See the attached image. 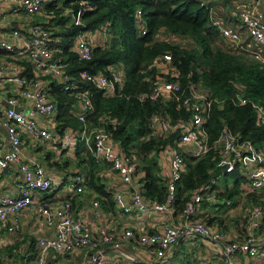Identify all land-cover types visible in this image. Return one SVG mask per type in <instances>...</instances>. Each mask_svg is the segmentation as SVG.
I'll use <instances>...</instances> for the list:
<instances>
[{"label": "built area", "instance_id": "1", "mask_svg": "<svg viewBox=\"0 0 264 264\" xmlns=\"http://www.w3.org/2000/svg\"><path fill=\"white\" fill-rule=\"evenodd\" d=\"M45 0H18V4L13 8L14 13L23 10L29 15L38 14L43 9ZM208 7L207 2L200 0ZM264 0H247L237 16L240 22L237 26L225 24L221 18L213 17L224 39L235 45L244 54L251 55L254 59L264 62ZM20 9V10H19ZM213 8L211 7V12ZM141 11L138 10V14ZM75 20V19H74ZM77 21V20H75ZM239 27V28H238ZM243 29L244 32L242 31ZM52 29L48 26L37 24L31 29L26 51L30 57L36 61L40 73L50 74L53 78L61 76L62 80L68 79L65 75L67 62L58 56L51 45ZM146 28L142 29V34H146ZM245 33L249 38L245 37ZM18 35L17 31H14ZM172 39H176L174 35ZM73 48L79 60H90L92 57V46L87 34H81ZM11 48L8 42L1 41L0 49ZM41 58V60H38ZM155 63L159 74L153 82L152 90L141 97H150L152 100L163 98L167 101H176L180 107L187 108L191 112L188 121L177 120L171 122L169 117L156 114L152 119V130L154 134H178L175 139V149L171 155V162L176 172L170 181H167V192L163 200L153 201L140 190L132 194V206L126 208V212H148V211H172L176 205L178 185L177 180L181 174L187 170L184 155L193 157H203L212 149L218 150L221 160L220 165L225 167L226 173L237 171L243 178L247 189L251 192H259L264 189V146L258 145L251 140H242L227 125L222 126L219 138L210 143L209 134L204 128V124L210 118L211 110L215 105L223 106L230 102L234 106H245L252 103L256 109L259 124H264V108L243 94L238 92L229 98H220L202 91L197 85L188 84L183 86L180 81V70L174 64L170 53H163ZM93 84L104 90L105 94L112 95L119 93L124 86V76L119 71H113L111 76L104 73L85 74ZM9 79L14 82L16 92L6 97L5 91L0 89V98H6L9 108L0 114V126L3 125L9 135L11 150L10 154L1 156L0 169L10 170L11 166H17L24 176V190L19 195H7L0 197V232L7 229L14 231L17 226L19 214L31 204L35 207L40 216L48 223L55 222L58 230L57 234L49 238H39L37 244L39 253L36 264H44L45 258L50 251L68 252L75 249H85L86 247L95 249L89 256L92 264H124L118 260L106 257L104 245H111L119 250L123 240H134L143 246H161L168 248L178 242L179 238L200 236L204 239L215 241L217 251L223 258L222 264H244L236 256L241 255L251 260L256 259L264 251L258 230L264 223V209L256 206L247 215L248 234L241 241L233 243L226 242L227 233L224 230L211 229L204 221L195 217L199 212L203 213L200 207L206 205L208 209L225 203L232 205L229 199L222 200L214 188L215 181L202 187L193 199L188 202L184 217L181 222L175 225H167L152 233H141L137 235L133 230L128 229L120 237H116L107 228L98 231V238H93V231L90 226L83 224L75 218L74 208L69 199L49 200L42 196L37 202L34 201L35 193L47 194L54 189H63L69 192H82V185L85 182V174L78 173L74 177L61 182L53 177L42 165L34 162H25L20 152L24 145L20 130L30 134L36 140L46 141L54 138V133L49 126H42L40 119L54 117L57 111L56 102L48 95L42 86L40 78L25 77L20 72V66L8 62L0 63V83ZM75 86V84H71ZM71 85H65L70 89ZM79 98L81 108L80 119L84 121L89 112L94 107L92 100L86 91L76 94ZM27 107H24V104ZM21 106L24 107L21 108ZM20 107V108H19ZM82 138L89 144L97 163L103 160L110 161L112 167L124 182H131L133 174L137 169L140 160L133 155L113 150L112 135L105 127L90 128L86 123L78 128ZM74 145L72 133H66L61 146L69 149ZM180 148V149H179ZM121 195L117 196L120 200ZM18 251V250H16ZM31 256V253L26 255ZM0 264H5V259L0 255ZM201 264H211L210 260L203 258ZM250 264H254L253 262Z\"/></svg>", "mask_w": 264, "mask_h": 264}, {"label": "trees", "instance_id": "2", "mask_svg": "<svg viewBox=\"0 0 264 264\" xmlns=\"http://www.w3.org/2000/svg\"><path fill=\"white\" fill-rule=\"evenodd\" d=\"M205 1L208 7L200 0H60L61 6L57 9L55 3L46 6L57 14V18L51 19L58 26V29L51 30V45L59 49H55L56 54L67 62L65 75L68 79L60 82L55 78L53 83L52 95L56 100L52 99L57 105L58 128H78L84 123L91 128L105 127L122 152L143 162L144 194L149 199L163 200L166 196L167 185L160 179L155 154L161 155L167 144L175 145L178 137L177 133L155 135L153 117L162 114L174 122L188 121L191 116V112L180 107L175 100L160 98L154 101L150 97H141L152 90L158 77L155 60L159 56L171 54L180 70L183 86L194 84L220 98H229L240 92L264 108V62L244 54L226 41L212 19L213 15L222 18L225 24L237 26L240 22L237 13L247 0ZM143 28H146V34H142ZM84 33L88 40L98 33L104 36L102 43L89 41L92 46L90 60H79L72 50L77 38ZM172 35L178 41H173ZM220 43H224L225 48ZM113 71L124 76V86L119 93L112 95L105 94L84 76L100 73L111 76ZM67 84L71 85L70 89L65 88ZM82 91L88 93L94 107L84 121L80 119L81 108L76 96ZM77 106L79 110L75 115L72 111ZM211 111L204 124L210 143L219 138L222 126L227 125L242 140L249 139L264 146V124H259L251 102L245 106H234L228 102L223 106L215 105ZM90 150L82 145L77 149L79 164L85 162L90 169L87 185L108 196L98 175L100 165ZM184 158L187 170L176 182L175 203L180 207L185 206L192 193L209 185L219 175L224 177V182L230 175L234 179V186L229 188L227 184V191L218 193L219 196L231 201L240 194L243 178L237 171L225 172V167L220 165L218 150L212 149L203 157L185 154ZM218 186L214 183L215 189ZM259 197L254 196V203L264 205ZM255 199H259L258 202Z\"/></svg>", "mask_w": 264, "mask_h": 264}, {"label": "crops", "instance_id": "3", "mask_svg": "<svg viewBox=\"0 0 264 264\" xmlns=\"http://www.w3.org/2000/svg\"><path fill=\"white\" fill-rule=\"evenodd\" d=\"M52 3L57 5L56 9L61 6L60 0H45L40 13L29 15L20 9L18 13L12 11L13 8L18 7L16 6L18 0H0V42H8L11 45L10 49H0V63H15L20 66V72L25 77L40 78L43 88L51 98L55 99L52 95L55 78L50 74L40 73L36 61L26 51L31 29L34 25L44 24L53 30L58 29V26L56 24L54 25L51 20L52 18H57L56 12L53 8L50 11L46 8V6ZM14 31H17L18 35H15ZM244 36L249 37L246 33ZM103 37V33H98L97 35H92L90 41L94 43L95 39L98 38L99 41L96 44H99V42H104ZM53 48L57 49L55 45ZM57 50L59 51V49ZM38 60H41V58H38ZM0 89L5 91L6 97L16 92L14 82L9 79L1 81ZM27 104L29 103L24 104V107H27ZM24 107L21 106L23 109ZM7 108H9L7 99L0 98V114ZM78 110L79 106L72 113L76 115ZM57 116L56 111L54 117L40 119L42 126H49L53 131V139L46 141L36 140L30 134L20 130L19 132L24 141L20 152L25 162L31 161L42 165L53 177L61 182H66V180H69L78 173H86L85 182L82 185L84 190L82 192H69L63 189H54L44 195L35 193V202L41 199L42 196L49 200L69 199L74 208L75 218L83 224L90 226L93 231V238H98V231L103 228H107L116 237H120L128 229L133 230L137 235H141V233H152L167 225H175L181 222L188 202L200 190H196L195 194L192 193L191 198L185 202V206L180 207V204L177 203L172 211H135L127 213V206H132L133 192L140 190L143 193L145 192L143 162L139 161L131 182H124L112 167L110 161L103 160L99 163L100 171L98 175L101 178V183L104 184V187L109 193L108 196L101 195L96 189L89 188L87 185L90 169H87L86 163L79 164L78 146H87L90 150L89 144L82 138L81 132H78L79 127L74 128L69 126L62 130L59 129V123L56 121ZM66 133H72L74 141V145L69 149H64L61 146ZM176 147L177 144L176 146L167 144L164 146L165 149L161 155L158 156V154H155L160 179L164 182L165 186L167 181H170L172 175L176 172V168L173 167L171 162V155L177 149ZM10 150L9 135L7 134L6 128L1 125V156L10 154ZM113 150L118 154L122 152L116 143H113ZM222 179L224 177L220 175L216 179H213L219 185L216 188L217 193L227 191V184H229V188L234 186V183H229L228 180L224 182ZM23 188L24 176L17 166L13 165L7 171L0 169V197L19 195L23 192ZM239 188L240 194H237L231 199V206H226L225 203H222L214 207L216 211L211 213L210 209L204 204L200 207L204 212H199L198 215L195 214L196 218L204 221L211 229L226 231L227 237L225 239L229 243L241 241L248 234L249 229L246 218L255 203L247 207L249 202L247 200H250V197H254L255 195L259 196L258 194L262 196V192L264 191L263 189L259 192H251L242 182ZM121 194L122 197L118 200L117 196ZM220 198L222 200L227 199L223 195ZM151 199L153 201L159 200V198ZM261 199L263 200L264 197ZM221 211H225V213L221 214ZM16 226L17 228L12 232H9L7 229L1 230L0 255L5 259V264H36L39 253L38 239L49 238L57 234V225H55V222L48 223L40 216L35 207V203H33L19 214ZM259 233L264 234V225L258 230ZM259 238L264 241V236H259ZM262 244L264 245V242ZM104 247L105 250L103 252L106 257L118 260L124 264H201L203 258L209 259L211 264H222L223 261V258L220 257L217 251L215 241L213 242L200 236L179 238L178 242L168 248H162L161 246H143L137 244L134 240H123L122 247L119 250L114 249L109 244L104 245ZM94 252L95 249L89 247L61 253L50 251L45 258L44 264H92L89 256ZM29 253H31V256L27 257L26 255ZM236 259H239L244 264H250L252 262L254 264H264V251L256 259H252V261L241 255L236 256Z\"/></svg>", "mask_w": 264, "mask_h": 264}, {"label": "rangeland", "instance_id": "4", "mask_svg": "<svg viewBox=\"0 0 264 264\" xmlns=\"http://www.w3.org/2000/svg\"><path fill=\"white\" fill-rule=\"evenodd\" d=\"M205 1V0H204ZM100 38V37H99ZM99 41V39L97 38V39H95V41H94V43L96 44L97 42ZM173 41H178V39L176 38V39H173ZM220 46L221 47H223V48H225V45H224V43H220ZM199 87V86H198ZM201 89V88H200ZM202 90V89H201ZM204 91V90H203ZM233 176L232 175H230L227 179H228V182L229 183H233L234 182V179L232 178ZM222 181H223V179H222ZM262 196H261V194H258V195H260L261 197H259V198H263L264 197V191L262 192ZM253 198L254 197H250V200H247V201H249L248 202V204H247V207H249V205H252L253 203H254V201H253ZM257 200H259V199H255V201L256 202H258ZM246 201V200H245ZM247 201H246V203H247ZM263 201H264V199H263ZM246 205V204H245ZM256 206H262L263 207V209H264V205L263 204H258V205H256V204H254V207H256ZM253 207V208H254ZM210 211H211V213H214L215 211H216V209L215 208H210ZM221 214H224L225 213V211H221L220 212ZM263 225H264V223H263ZM260 233H261V231H260ZM258 234V236H261V237H263L264 236V234ZM261 242L263 243L264 241H263V239H261Z\"/></svg>", "mask_w": 264, "mask_h": 264}, {"label": "water", "instance_id": "5", "mask_svg": "<svg viewBox=\"0 0 264 264\" xmlns=\"http://www.w3.org/2000/svg\"><path fill=\"white\" fill-rule=\"evenodd\" d=\"M57 78H58V80H59L60 82H62V78H61V76H58Z\"/></svg>", "mask_w": 264, "mask_h": 264}]
</instances>
